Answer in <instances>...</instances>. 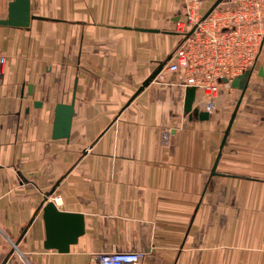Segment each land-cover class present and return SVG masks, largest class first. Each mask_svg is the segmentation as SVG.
Returning a JSON list of instances; mask_svg holds the SVG:
<instances>
[{"label": "crops", "instance_id": "1", "mask_svg": "<svg viewBox=\"0 0 264 264\" xmlns=\"http://www.w3.org/2000/svg\"><path fill=\"white\" fill-rule=\"evenodd\" d=\"M30 4L29 26L0 24V264H95L115 250L146 252L139 264H264V48L247 89L200 120L166 68L185 0ZM71 102L70 135L54 138L56 105ZM49 199L85 216L67 252L45 247Z\"/></svg>", "mask_w": 264, "mask_h": 264}, {"label": "built area", "instance_id": "2", "mask_svg": "<svg viewBox=\"0 0 264 264\" xmlns=\"http://www.w3.org/2000/svg\"><path fill=\"white\" fill-rule=\"evenodd\" d=\"M185 1L184 19L176 25L183 40L166 68L196 87L193 107L212 113L233 88L232 80L257 68L264 48V0H238L206 17L199 14L204 0ZM6 61L0 54V66ZM145 256L144 251H100L95 264H139Z\"/></svg>", "mask_w": 264, "mask_h": 264}, {"label": "water", "instance_id": "3", "mask_svg": "<svg viewBox=\"0 0 264 264\" xmlns=\"http://www.w3.org/2000/svg\"><path fill=\"white\" fill-rule=\"evenodd\" d=\"M217 0L214 5L205 13L204 17L209 15L221 2ZM32 19L30 0H11L8 4V16L4 19L0 18V24L12 25L18 27H27L30 25ZM162 66L159 67L155 75L159 73ZM259 75H264V68L259 69ZM252 72L245 71L243 74L237 76L232 80V87L240 88L243 92L247 89L249 79ZM154 75V76H155ZM223 81L229 82L228 78ZM196 96V87L189 86L186 89L184 109L191 118L197 117L200 120L209 119L210 113L208 111L199 110L193 107ZM241 99H238L237 104L232 112L229 124L224 132L223 140L220 145V151L217 156V162L221 156V150L226 142V139L231 130L235 116L239 109ZM36 105L41 104L36 101ZM74 115V102L71 103H58L55 108V118L53 125L54 138H67L70 135L71 124ZM216 162V164H217ZM214 166L213 172L215 170ZM43 217L46 226V248H54L60 252H67L70 245L78 241L79 237L85 232V216L78 212L64 211L58 208L54 200L49 199L43 206Z\"/></svg>", "mask_w": 264, "mask_h": 264}, {"label": "rangeland", "instance_id": "4", "mask_svg": "<svg viewBox=\"0 0 264 264\" xmlns=\"http://www.w3.org/2000/svg\"><path fill=\"white\" fill-rule=\"evenodd\" d=\"M261 60V59H260ZM261 63V61H259V64Z\"/></svg>", "mask_w": 264, "mask_h": 264}]
</instances>
